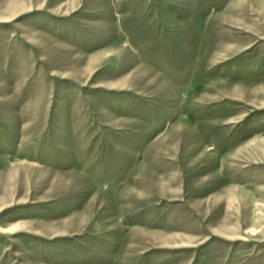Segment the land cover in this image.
I'll use <instances>...</instances> for the list:
<instances>
[{"label":"rangeland","instance_id":"374dc122","mask_svg":"<svg viewBox=\"0 0 264 264\" xmlns=\"http://www.w3.org/2000/svg\"><path fill=\"white\" fill-rule=\"evenodd\" d=\"M0 264H264V0H0Z\"/></svg>","mask_w":264,"mask_h":264}]
</instances>
